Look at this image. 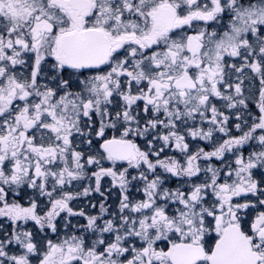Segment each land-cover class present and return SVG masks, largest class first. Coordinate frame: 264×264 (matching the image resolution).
Wrapping results in <instances>:
<instances>
[{
  "label": "snow or ice",
  "instance_id": "obj_1",
  "mask_svg": "<svg viewBox=\"0 0 264 264\" xmlns=\"http://www.w3.org/2000/svg\"><path fill=\"white\" fill-rule=\"evenodd\" d=\"M0 264H264V0H0Z\"/></svg>",
  "mask_w": 264,
  "mask_h": 264
},
{
  "label": "flooded vegetation",
  "instance_id": "obj_2",
  "mask_svg": "<svg viewBox=\"0 0 264 264\" xmlns=\"http://www.w3.org/2000/svg\"><path fill=\"white\" fill-rule=\"evenodd\" d=\"M85 183H87V181H85ZM104 184L107 186V184H108V180H107V179L104 181ZM93 196H94V198H95L96 200L99 199L98 194H93ZM78 203H79L81 206H83L84 204L87 203V200L85 199V200L79 201ZM74 222H75V221H74Z\"/></svg>",
  "mask_w": 264,
  "mask_h": 264
}]
</instances>
